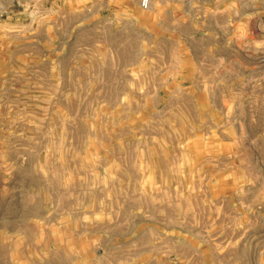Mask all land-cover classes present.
Wrapping results in <instances>:
<instances>
[{"label":"rangeland","instance_id":"374dc122","mask_svg":"<svg viewBox=\"0 0 264 264\" xmlns=\"http://www.w3.org/2000/svg\"><path fill=\"white\" fill-rule=\"evenodd\" d=\"M140 1L0 0V264H264V48Z\"/></svg>","mask_w":264,"mask_h":264},{"label":"crops","instance_id":"0c3cea01","mask_svg":"<svg viewBox=\"0 0 264 264\" xmlns=\"http://www.w3.org/2000/svg\"><path fill=\"white\" fill-rule=\"evenodd\" d=\"M192 1L194 30L208 40L209 48L232 49L235 41L244 40L264 48V0Z\"/></svg>","mask_w":264,"mask_h":264},{"label":"built area","instance_id":"2783aa9c","mask_svg":"<svg viewBox=\"0 0 264 264\" xmlns=\"http://www.w3.org/2000/svg\"><path fill=\"white\" fill-rule=\"evenodd\" d=\"M140 5L143 9H147L150 6V1L149 0H141Z\"/></svg>","mask_w":264,"mask_h":264}]
</instances>
